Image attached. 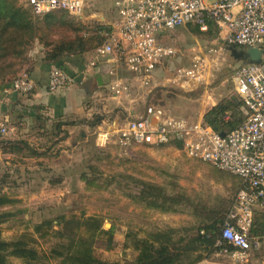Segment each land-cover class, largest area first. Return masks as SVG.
Here are the masks:
<instances>
[{"label":"rangeland","instance_id":"374dc122","mask_svg":"<svg viewBox=\"0 0 264 264\" xmlns=\"http://www.w3.org/2000/svg\"><path fill=\"white\" fill-rule=\"evenodd\" d=\"M207 1L212 3L215 0ZM20 2L32 10L40 23L44 21L47 13L36 14L29 0ZM52 13L65 15L63 11ZM66 19L72 26L71 35H92L98 23L112 28L116 16L112 3L104 1L87 7L82 17L67 14ZM197 27L190 24L168 32L165 42L174 46L178 54L160 70L161 77L157 80L163 83L165 76L189 65L200 48L211 60L210 77L196 88L169 83L167 87L154 90L152 96V101L164 105L169 113L189 120L205 116L220 102L241 101L233 74L245 62L236 56L241 51L239 47L224 44L218 39L215 27L207 31ZM49 48L39 39L33 40L25 56L19 60L16 73L7 78L12 82L22 73L31 75L34 67L41 64L54 66L43 60ZM144 101L136 104V108L143 109ZM120 106L130 109L133 105L122 102ZM102 107L101 99L93 98L87 102V108H93L89 119L91 126L76 148L70 142L68 146L59 142L67 129L55 135L30 128L32 123H27L24 128L15 113L13 116L8 113L9 132L0 134V194L6 193L11 199L0 206V212L10 213L0 225L4 239L12 240L23 232L34 233L35 226L46 219L72 214L96 215L101 218L104 229L113 228L117 241L116 248L111 250L98 245L96 253L103 259L131 264L137 254L132 246L133 239L137 237H149L154 231L174 227L178 229L176 237L186 235L189 238L203 224L218 218L225 219L242 181L239 176L191 158L172 145L122 146L114 136L103 142L100 138L101 133L108 130L105 126L115 127L117 122L114 120L127 117L113 114L108 118ZM5 113L7 109H0V117ZM104 116L106 125L98 132L96 127ZM229 117L230 112L226 115L227 119ZM8 139H25L31 145L13 152L4 142ZM59 177L63 180L59 181ZM148 184V192L153 196L149 200L135 199V195L147 189ZM219 226L222 227V223ZM57 243H68V240L53 234L45 239L39 238L36 247L48 250ZM260 247V250H254L257 254L250 264H264V240ZM218 253H212L205 259L237 263L224 252ZM9 262L30 264L26 259L15 256L10 257ZM40 263L59 264V260Z\"/></svg>","mask_w":264,"mask_h":264},{"label":"built area","instance_id":"2783aa9c","mask_svg":"<svg viewBox=\"0 0 264 264\" xmlns=\"http://www.w3.org/2000/svg\"><path fill=\"white\" fill-rule=\"evenodd\" d=\"M110 1L116 16L105 42L94 51L83 73L94 68L100 58L118 63L149 94L143 111L124 120L116 119L111 136L122 146H151L182 143L189 157L209 163L239 176L243 186L237 191L222 228V238L236 247L224 253L239 264H250L251 253L261 246L251 231L257 211L264 214V55L261 63L244 62L233 74L236 90L245 107L246 119L227 134L218 133L204 116L189 120L169 113L164 105L152 101L157 88L176 83L199 87L211 75V60L203 49L195 53L187 66H181L159 83L156 70L177 56V49L165 42L168 32L196 24L207 31L215 27L218 39L227 45L264 50V0H29L36 14L64 11L82 17L90 5ZM108 90L116 97L130 99L134 85L116 68L110 70ZM64 69L49 73L48 90L57 92L73 83ZM37 86L28 73L12 83L17 93H29ZM247 111V113H246ZM120 120V121H119ZM8 120H0V134L9 132ZM221 244V241H219Z\"/></svg>","mask_w":264,"mask_h":264},{"label":"trees","instance_id":"16d2710c","mask_svg":"<svg viewBox=\"0 0 264 264\" xmlns=\"http://www.w3.org/2000/svg\"><path fill=\"white\" fill-rule=\"evenodd\" d=\"M52 12H47L44 21L40 23V19L36 18L32 10L20 0H0V80L16 73L19 60L25 56L29 44L35 39L50 47L45 52L44 62L55 64L54 67L59 68L62 60L67 56H82L94 52L105 42L104 32L111 30L110 25L98 23L92 35L78 33L73 36L70 33L71 23L66 19L68 13L63 11L65 15H57ZM33 91L19 94L27 95ZM243 105L242 100L239 103L234 100L220 102L205 113L204 121L218 133L227 134L246 119ZM228 112L231 113V117L227 119ZM36 117L37 122L40 123L38 130L49 134H60L65 130L64 126L73 125L70 121L59 119L48 127L47 123L50 119L39 115ZM65 134L59 142L66 139L68 132L66 131ZM4 142L13 152L31 145L25 139H8ZM172 146L182 149L181 142H176ZM82 178L87 180L86 177ZM58 180L62 181L63 178L59 177ZM149 185L147 189L135 195V199L149 200L150 196H153L148 192ZM242 186L243 181L238 186V190ZM10 201L6 193L0 194V206ZM9 215V212H0V225L9 218ZM226 217L224 220L218 218L211 223L203 224L189 238L186 235L176 237L178 229L174 227L154 231L149 237H137L133 239L132 244L137 254L131 264H198L212 253L223 252L224 249L232 252L236 247L222 238ZM221 223L222 227L219 226ZM53 234L67 239L68 243H57L48 250H38L36 246L39 238L45 239ZM251 234L261 240L264 239V214L261 211L256 212ZM98 245L111 250L116 248L117 241L113 228L104 229L101 218L96 215L72 214L68 217L62 215L57 219H46L35 226L34 233L23 232L12 240L2 237L0 226V264H10L9 258L12 256L24 258L30 264H43L40 262L47 263L54 259H58L59 264H123L100 257L96 253Z\"/></svg>","mask_w":264,"mask_h":264},{"label":"crops","instance_id":"0c3cea01","mask_svg":"<svg viewBox=\"0 0 264 264\" xmlns=\"http://www.w3.org/2000/svg\"><path fill=\"white\" fill-rule=\"evenodd\" d=\"M21 1L24 2V0ZM93 57V52L92 54L87 53L82 56L72 55L65 57L59 68L64 69L73 77L74 81L71 85L57 92H49L48 90L49 73L55 67L47 64H41L37 67L35 66L34 70L31 72V76L34 77L37 82L36 89L31 94L25 95L14 92L12 90L13 81L11 82L9 78L0 80V109H7V114L5 113L4 116L0 117V120H8L10 119L8 113H10L11 116L15 113L16 118L21 122L20 125L26 128L27 123H32V126L29 125V127L35 130H38V125H40V123L37 122V115L50 119L47 123L48 127L53 125V122L59 119L63 121L71 120L70 122L73 123V125L64 126L68 131V136L63 142L67 146L70 142L71 146L76 148L80 144L82 140L81 138H83V140L85 139L87 128L91 126L89 119L93 113V108H87V102L91 99L98 98L102 100L103 107L101 110L104 112V115L108 116V118L113 114L130 117L136 112L143 111L144 106L148 101L149 94H146L147 91L142 88V85L132 79L125 68L123 66L119 67L118 63H110L106 59L100 58V61L94 68L87 70V80H82L87 64ZM113 68H116L121 75L128 78L134 85L133 94L130 99L116 97L109 92L107 84L111 79L110 70ZM161 69L162 68L156 70L155 76L157 79H160L161 77ZM99 77H102L103 84L99 83ZM144 99L143 109H137L135 105H139ZM122 102L132 104L133 106H131L132 108L130 107V109L129 107H121L120 104H122ZM106 116L102 118L103 123L101 122L96 127L98 132H100L102 127L106 125ZM105 127L108 130L101 133L102 136L100 138L103 142L110 139L112 132V127L110 125H106ZM83 133L84 136L82 135ZM260 249L261 247L258 250ZM216 254L219 253L216 252ZM256 254L257 253L254 251L251 253L250 262ZM225 255L232 259L230 254L225 253ZM227 263L238 264L233 260L228 262L218 260L208 261L207 259L202 260L198 264Z\"/></svg>","mask_w":264,"mask_h":264},{"label":"water","instance_id":"95a60500","mask_svg":"<svg viewBox=\"0 0 264 264\" xmlns=\"http://www.w3.org/2000/svg\"><path fill=\"white\" fill-rule=\"evenodd\" d=\"M232 47H235V46H232ZM240 49L241 51L236 56L238 58H242L243 61L248 62V63H261L262 62L264 50L256 48V47L247 48V49L240 48ZM101 78L102 77H99L98 81L100 84H103ZM242 108L244 109L245 107H242ZM82 135L84 136V133Z\"/></svg>","mask_w":264,"mask_h":264}]
</instances>
